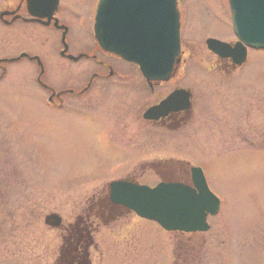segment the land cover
I'll use <instances>...</instances> for the list:
<instances>
[{
    "label": "rangeland",
    "instance_id": "rangeland-1",
    "mask_svg": "<svg viewBox=\"0 0 264 264\" xmlns=\"http://www.w3.org/2000/svg\"><path fill=\"white\" fill-rule=\"evenodd\" d=\"M181 1L186 14L182 39L195 48L196 56H205L206 36L227 37L212 14L213 9L223 13L225 3ZM205 7L211 8L210 17L200 20L201 26L192 19L196 8ZM31 69L21 63L10 71ZM212 76L207 87L218 97L215 105L210 103L215 115L192 144L164 148H174L190 165L203 169L208 189L220 200L219 214L208 219L207 233L189 237L165 233L128 215L115 224L131 231L135 249L118 262L104 257L103 264H264V50H249L244 67L231 78ZM57 80L47 77L53 87ZM241 94L247 95L243 101L238 99ZM41 96L27 77L0 82V264H62L57 254L61 233L44 226V217L58 215L66 225L74 221L88 200L104 194L115 174L109 167H118L119 161L104 155L93 138L96 124L84 122L69 108L43 106ZM231 104L238 113L232 122L226 113ZM241 108L247 111L246 120ZM247 126L249 143L242 145L234 134ZM92 258V264H101L98 256Z\"/></svg>",
    "mask_w": 264,
    "mask_h": 264
},
{
    "label": "flooded vegetation",
    "instance_id": "flooded-vegetation-1",
    "mask_svg": "<svg viewBox=\"0 0 264 264\" xmlns=\"http://www.w3.org/2000/svg\"><path fill=\"white\" fill-rule=\"evenodd\" d=\"M98 2L0 0V82L22 81L27 77L36 90L42 92L43 106L55 110L69 108L84 122L96 124L93 138L101 151L109 159L119 161L118 167H109L115 174L108 184L121 181L149 188L159 183L191 186L185 162L190 163L174 148L192 144L200 135L201 127L211 121L208 117L215 115L210 103L215 105L218 97L207 87L213 81L212 75L231 78L244 67L233 65L230 59H219L205 47L207 39L231 46L236 42L231 34L226 0H223L226 6L223 13L222 9H213L212 14L214 12L227 37L206 36L203 39L205 56H196L195 48L183 41L186 14L181 10L183 2L176 0L180 24L179 60L165 79L148 78V81L137 66L99 48L94 38ZM209 9L196 8L192 20L201 25L200 20L210 17ZM64 14L70 18L66 19ZM69 21L72 23H67ZM73 45L78 47L76 51ZM21 63H28L32 69L11 74L10 68ZM81 63L80 68H71ZM47 77L59 78V85L53 87ZM244 96L247 97L241 94L239 101H243ZM226 109L232 122L238 113L233 104ZM255 114H259L258 110ZM202 115L206 120L201 119ZM240 116L246 120L247 111L241 108ZM234 135L242 145L249 143L248 126ZM168 144L174 146L173 151L164 148ZM108 184L99 199L87 201L82 215L67 225L61 223L58 230L63 244L57 254L62 257V264H92L93 256H98L97 262L101 264L104 257L116 262L121 255L135 249L131 231L115 224L130 213L110 202Z\"/></svg>",
    "mask_w": 264,
    "mask_h": 264
},
{
    "label": "water",
    "instance_id": "water-1",
    "mask_svg": "<svg viewBox=\"0 0 264 264\" xmlns=\"http://www.w3.org/2000/svg\"><path fill=\"white\" fill-rule=\"evenodd\" d=\"M237 42L230 46L205 42L209 52L234 65L245 62L247 49L264 50V0H227ZM95 40L99 47L135 64L148 81L165 79L178 62L179 22L176 0H100L96 10ZM193 188L183 184H158L154 188L113 182L109 200L165 232L205 233L207 216H216L219 201L208 190L202 171L190 169ZM57 215L44 225L60 226Z\"/></svg>",
    "mask_w": 264,
    "mask_h": 264
}]
</instances>
